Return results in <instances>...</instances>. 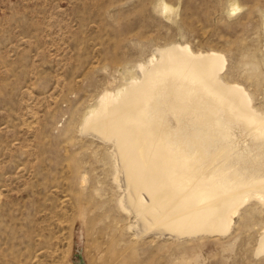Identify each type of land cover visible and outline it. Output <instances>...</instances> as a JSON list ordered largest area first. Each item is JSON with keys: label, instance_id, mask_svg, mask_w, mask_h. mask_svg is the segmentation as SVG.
<instances>
[{"label": "rangeland", "instance_id": "rangeland-1", "mask_svg": "<svg viewBox=\"0 0 264 264\" xmlns=\"http://www.w3.org/2000/svg\"><path fill=\"white\" fill-rule=\"evenodd\" d=\"M175 42L224 53L264 112V0H0V264H264L255 198L227 234L138 237L114 142L82 132Z\"/></svg>", "mask_w": 264, "mask_h": 264}, {"label": "bare ground", "instance_id": "bare-ground-1", "mask_svg": "<svg viewBox=\"0 0 264 264\" xmlns=\"http://www.w3.org/2000/svg\"><path fill=\"white\" fill-rule=\"evenodd\" d=\"M226 64L188 43L157 47L138 77L85 114L83 133L114 142L121 206L138 237L224 235L252 198L264 205V112L223 77Z\"/></svg>", "mask_w": 264, "mask_h": 264}, {"label": "water", "instance_id": "water-1", "mask_svg": "<svg viewBox=\"0 0 264 264\" xmlns=\"http://www.w3.org/2000/svg\"><path fill=\"white\" fill-rule=\"evenodd\" d=\"M79 258H80L79 264H85L84 261H83V257H82L81 254H79Z\"/></svg>", "mask_w": 264, "mask_h": 264}]
</instances>
